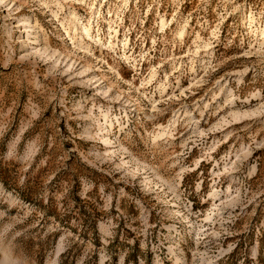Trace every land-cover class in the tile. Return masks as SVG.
I'll use <instances>...</instances> for the list:
<instances>
[{"label":"rangeland","instance_id":"1","mask_svg":"<svg viewBox=\"0 0 264 264\" xmlns=\"http://www.w3.org/2000/svg\"><path fill=\"white\" fill-rule=\"evenodd\" d=\"M0 264H264V0H0Z\"/></svg>","mask_w":264,"mask_h":264},{"label":"bare ground","instance_id":"2","mask_svg":"<svg viewBox=\"0 0 264 264\" xmlns=\"http://www.w3.org/2000/svg\"><path fill=\"white\" fill-rule=\"evenodd\" d=\"M86 31H87L88 33H90V29L86 28ZM89 35H90V34H89ZM89 35H88V36H89Z\"/></svg>","mask_w":264,"mask_h":264}]
</instances>
